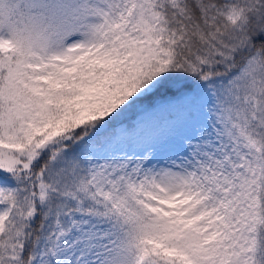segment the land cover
<instances>
[{
	"label": "snow or ice",
	"instance_id": "obj_1",
	"mask_svg": "<svg viewBox=\"0 0 264 264\" xmlns=\"http://www.w3.org/2000/svg\"><path fill=\"white\" fill-rule=\"evenodd\" d=\"M0 264H264V0H0Z\"/></svg>",
	"mask_w": 264,
	"mask_h": 264
}]
</instances>
